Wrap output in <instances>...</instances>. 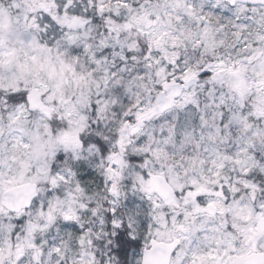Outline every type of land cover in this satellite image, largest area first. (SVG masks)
I'll return each mask as SVG.
<instances>
[{
    "label": "snow or ice",
    "instance_id": "6c2138e0",
    "mask_svg": "<svg viewBox=\"0 0 264 264\" xmlns=\"http://www.w3.org/2000/svg\"><path fill=\"white\" fill-rule=\"evenodd\" d=\"M0 264H264V0H0Z\"/></svg>",
    "mask_w": 264,
    "mask_h": 264
}]
</instances>
